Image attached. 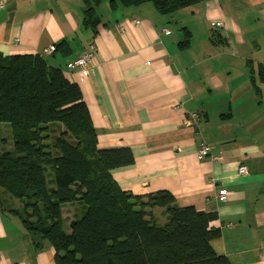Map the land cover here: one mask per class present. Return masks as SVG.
Returning a JSON list of instances; mask_svg holds the SVG:
<instances>
[{"label":"crops","instance_id":"crops-1","mask_svg":"<svg viewBox=\"0 0 264 264\" xmlns=\"http://www.w3.org/2000/svg\"><path fill=\"white\" fill-rule=\"evenodd\" d=\"M111 1L97 6L92 30L82 0H0V56L42 55L66 42L46 61L80 87L98 148L132 150L134 164L112 171L120 188L166 191L180 208L217 214L214 252L231 264H264V0H202L172 17L152 4L112 10ZM92 45L82 80L68 66ZM202 144L212 149L204 160ZM83 208H62L64 230ZM154 212L164 226L166 209ZM0 264H56L55 251L35 247L21 220L0 209Z\"/></svg>","mask_w":264,"mask_h":264},{"label":"trees","instance_id":"trees-1","mask_svg":"<svg viewBox=\"0 0 264 264\" xmlns=\"http://www.w3.org/2000/svg\"><path fill=\"white\" fill-rule=\"evenodd\" d=\"M82 1L83 25L96 30L101 0ZM201 1L112 0L110 6L152 4L172 17ZM67 48L62 42L56 51ZM259 77L264 85L263 68ZM0 124L10 126L12 137V149L0 152V188L22 200V210L13 215L35 247L47 243L54 249L56 264H231L210 246L220 235L210 228L217 214L180 208L166 191L135 196L120 188L112 171L134 164L132 150L98 148L80 87L44 56H0ZM54 125L64 131L54 135ZM76 202L84 213L67 234L62 208ZM157 208L167 211L164 226L152 214Z\"/></svg>","mask_w":264,"mask_h":264},{"label":"built area","instance_id":"built-area-1","mask_svg":"<svg viewBox=\"0 0 264 264\" xmlns=\"http://www.w3.org/2000/svg\"><path fill=\"white\" fill-rule=\"evenodd\" d=\"M133 23L137 25L138 21H134ZM218 27L219 28L222 27V24H218ZM164 32H167V30H164ZM55 51L56 48L51 47L45 50L42 56L44 57L50 56ZM95 58H96V48L95 46L92 45L88 51H86L81 56L77 57L76 60H74L71 64H69L68 69L69 71H78L81 74L82 80H84V78L90 74ZM197 121H198V116L196 114H192L187 124L191 125L192 123H195ZM211 154H212V149L209 146H207L206 144H202L200 146L198 152V156L200 160H204L211 157ZM213 159L216 160L217 158L214 157ZM238 174L240 176L248 175L249 170L247 166H241L239 168ZM227 196H228L227 190H222L219 192L218 200L224 202L227 200Z\"/></svg>","mask_w":264,"mask_h":264},{"label":"rangeland","instance_id":"rangeland-1","mask_svg":"<svg viewBox=\"0 0 264 264\" xmlns=\"http://www.w3.org/2000/svg\"><path fill=\"white\" fill-rule=\"evenodd\" d=\"M51 129L54 135H59L60 131L57 126L54 125L52 126ZM11 146H12V137H11L10 126L6 127L0 124V152H6V151L11 150L12 149ZM49 173H50V176H48L49 177V188L52 189L53 188V184H52L53 177H52V173L51 172ZM0 202H1V211L5 214L9 213L13 215L12 211H21L23 207L22 200H20L19 198L15 197L10 192L2 188H0ZM154 210L152 211V214L155 217ZM157 223L158 225H163L160 220V217H158ZM65 231L67 233H70L71 229L70 228L68 229L66 227Z\"/></svg>","mask_w":264,"mask_h":264}]
</instances>
